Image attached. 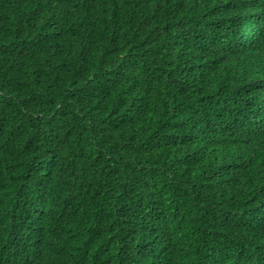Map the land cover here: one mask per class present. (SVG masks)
<instances>
[{
	"label": "trees",
	"instance_id": "16d2710c",
	"mask_svg": "<svg viewBox=\"0 0 264 264\" xmlns=\"http://www.w3.org/2000/svg\"><path fill=\"white\" fill-rule=\"evenodd\" d=\"M221 1L0 0V244L38 243L39 264H200L218 248L264 264V193L250 197L256 219L215 201L245 194L264 166L217 127L232 70L172 46L219 25ZM144 54L163 62L142 67ZM151 69L127 96L122 77ZM110 181L125 196L99 202ZM160 186L162 212L131 197ZM15 255L0 264H33Z\"/></svg>",
	"mask_w": 264,
	"mask_h": 264
},
{
	"label": "clouds",
	"instance_id": "9594fccd",
	"mask_svg": "<svg viewBox=\"0 0 264 264\" xmlns=\"http://www.w3.org/2000/svg\"><path fill=\"white\" fill-rule=\"evenodd\" d=\"M220 3L224 7L222 21H219L220 26L215 22L208 24L211 22L208 21L202 26L197 25L196 30H191L190 28L194 26L191 25L180 32V37L172 46L178 48L192 42L195 47L192 58L199 54L203 55L202 59L213 57L220 72L227 69L232 70L218 84V88H222L231 94L232 98H235L234 104L223 112L230 119V123L221 121L218 122L217 127L222 130L223 127L228 128L229 137L244 151L242 154L244 159H248L252 154L257 160H264V158H260L264 155V0H222ZM230 25L235 35L233 32L227 31ZM144 55L147 59L143 60L142 67L147 65L158 67L159 62H163L158 54L156 55L159 58H155L153 55ZM154 72L155 69H151L148 74H139L134 71L130 76L122 77L125 80L123 81L126 95L131 96L133 93L129 90L131 80L140 84L142 81H150L149 74ZM111 77L121 78L119 76ZM218 139L214 142L223 146V138L219 137ZM252 170L257 172V177L253 180L252 185L242 191L245 194H240L235 191L237 189H234L228 192L224 191L222 196L215 198V201L223 203L224 208L232 203L233 207H229L231 208L230 215L237 219L242 215V217L255 219L263 217L258 214L259 208L256 205L252 206L249 201H251V194L252 197H255L259 193H264V166L252 165ZM109 185L110 187L106 191L99 189L101 191L97 194L99 202L108 199L112 204L114 199L119 201L122 196H125L122 184L110 181ZM162 187L160 186L157 193H150L143 188L140 194H132L131 197L137 199L139 196H143V199L152 197L149 213L162 212L163 198L160 195ZM130 202L136 201L130 199ZM149 213L148 215H150ZM39 217L37 216V218ZM15 220L20 221L21 219L15 217ZM31 227L34 228L33 225ZM8 234L4 235V240ZM2 247H5V250ZM0 254L6 256L14 254L16 258L25 259L33 264H39L42 261L40 245L30 240L21 239L17 235L0 244ZM230 258L237 259L230 261ZM245 258L249 260V258ZM97 259L98 261L93 260L101 261L99 258ZM224 261L230 264H239L241 261L240 252L235 254L228 252L225 248H218L207 260L203 261L202 258L200 264H227ZM75 264H90V257L86 260L76 259Z\"/></svg>",
	"mask_w": 264,
	"mask_h": 264
}]
</instances>
